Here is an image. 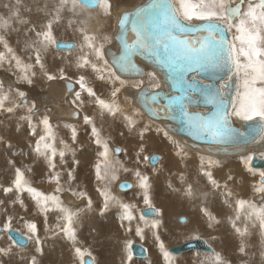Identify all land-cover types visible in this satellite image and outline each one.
<instances>
[{"label":"snow or ice","instance_id":"obj_1","mask_svg":"<svg viewBox=\"0 0 264 264\" xmlns=\"http://www.w3.org/2000/svg\"><path fill=\"white\" fill-rule=\"evenodd\" d=\"M21 0H16L15 6L5 4L8 15H0V68H4L15 77L14 84H33V78L42 75L47 81L62 80L71 81L67 85L72 94L70 103L79 115V109L85 103L84 94H87L88 102L94 103L101 114L111 115L115 118L121 115L125 126L135 130V117L139 115L140 109L133 108L131 114L123 112L118 102V94L122 88L129 85L137 89L136 99L145 109L149 119L156 120H178L187 129L188 136L194 141H202L204 150L209 153L206 158L200 157L201 167L199 174L206 178L208 184L215 189L221 188L220 183L214 178L212 168L219 166L220 161L212 159L215 155L243 152L249 144H256L264 141V0H150L145 7L133 12H124L117 21V34L115 39L119 45V52L114 53L106 49L105 45L112 42L113 37L109 35L98 36L88 33L83 27H75L73 30L80 34V44H61L54 35V25L61 23L64 13L70 14L68 26L73 27L77 21L73 18L81 16L83 11L99 6L104 15H111L112 7L109 0H56L49 10L46 21L37 26L30 20L24 18L20 11ZM47 7V6H46ZM80 24L83 21H79ZM13 24L30 25L25 28V34L29 36L24 42L22 51L27 53V59L19 55L16 49L10 44L7 33L19 31ZM129 34L132 39L129 40ZM79 47L75 59L70 61L78 76L68 75L65 67H59L53 72L46 63L45 55L50 48L68 49L71 51ZM152 59L153 62L167 69L169 79L173 80L174 87L171 94L161 97L155 89L161 87L155 81V73L149 72L147 76L152 81L153 91L149 92L142 85L143 80L135 79L144 75L142 69L135 63V57ZM90 68L96 74V78L106 80L112 85L110 100H105L97 95L94 88L88 83V78L82 74V70ZM193 75L189 78V74ZM205 76L213 83H206L198 80V77ZM78 85V89L74 87ZM202 96L204 102L212 106L210 112H190L189 107L197 101L193 96ZM129 101L131 95L127 96ZM160 99L165 103L159 108L152 107L158 104ZM0 112L15 115L18 112L23 114L19 120L26 122L30 135L36 137L33 153L42 157L47 164V181L56 185L54 193L45 195L32 186V181L26 172L32 169L27 167H15L14 174L8 186H0L5 198L14 194L12 203H19L24 207L20 194L27 192L41 214L52 210L58 212V222L53 226V234H62L73 246L75 260L78 264H94V257L88 248L76 246V224L78 222L80 209L65 207L61 200L60 193L65 191L64 184L68 185L67 191L73 196L87 199V206L90 208L92 201L84 191H76L71 187L75 180V165L78 160H73V167L66 170V181L63 175L57 171L56 157L64 163L65 151L69 145L63 139L59 140L60 148H57V138L50 117L45 111L38 116L37 103L33 100L29 103L27 93L13 85L5 88L0 81ZM38 116V119L34 118ZM239 121L243 127L233 126V121ZM83 121L91 126V139L97 145V159L94 167L95 180L100 187L97 188L99 195L103 198V212L110 205H117L121 210V220L132 221L134 219L133 209L135 204L123 203L112 194L110 185L118 179V174L123 171L130 172L124 163L116 158L121 150L112 149L107 138L103 137L101 129L97 128L92 117L85 114ZM71 131V140L76 143L77 131L75 126L66 125ZM148 126L145 125L147 130ZM140 132V139L143 140V131ZM170 127L159 128L158 131L173 143L180 154L183 148L179 141H174L169 136ZM195 147L196 145H191ZM144 151V145L136 154V163L139 164L140 153ZM155 156H143V161L152 163L158 161ZM240 162L248 171H255L250 167L253 160L251 154L239 157ZM11 163V162H10ZM132 174L138 178L139 187L143 190V203L148 214L158 215L160 210L155 208L149 195V177L143 174L139 168ZM181 183L185 182L183 174L179 176ZM232 179L231 176L228 177ZM128 185H121L126 187ZM225 203L231 206L229 198L232 193L225 183ZM254 193L260 195L261 203L258 205L252 200L237 199L234 204L235 218L229 217V221L236 233L244 236L248 232L245 227L241 230L236 221L243 218L245 221H252L255 227L258 222L262 245H264V171L259 172V180L253 188ZM183 195L189 199L194 198L195 192L191 184L183 189ZM5 200L0 199V204ZM200 211L210 220L211 216L205 207ZM13 217L7 215L4 219L0 233L16 231L13 228ZM145 227L155 229L159 221L153 220L149 225L144 215L140 216ZM183 222V221H182ZM218 222V221H217ZM25 233L22 237L34 243V254L27 260L26 264H39L38 256L42 255V241L38 235L37 223L31 220L24 221ZM212 227V224H209ZM45 231H50L45 215ZM136 236L144 239V230L136 229ZM161 255L168 264L170 252L165 248L160 237L153 232ZM194 239H199L195 236ZM22 238L18 243L23 244ZM124 251L127 259H132V241H128ZM12 252V247H0V255L7 256ZM241 254L245 253V245L239 247ZM264 257V251L261 252ZM85 257H93L86 260ZM202 264H230L220 252L213 251ZM246 264V262H242Z\"/></svg>","mask_w":264,"mask_h":264},{"label":"rangeland","instance_id":"obj_2","mask_svg":"<svg viewBox=\"0 0 264 264\" xmlns=\"http://www.w3.org/2000/svg\"><path fill=\"white\" fill-rule=\"evenodd\" d=\"M41 2L44 3L46 2V0H41ZM4 3L2 2L0 4H3L2 6L4 7ZM113 18L114 15H109V25L112 24ZM32 24L39 26L43 23L35 22ZM25 26L29 27L30 25ZM22 27L23 25L19 24L18 26H16L19 31L14 32H23L25 35V28ZM79 27H81V25H79ZM54 31L58 32L59 29H54ZM58 36H55L58 42H74L75 44L78 43L76 38L80 37L72 33H68L65 38L61 36L60 32L58 33ZM111 37H113V33L111 34ZM113 43L114 41L111 42V45ZM76 49L77 48L72 49L71 51H58L55 48H50L49 50L52 52V55L58 57L64 54L73 56V52ZM16 51H18L17 53L23 58L27 59V53L21 54L19 53L20 50ZM53 53H56L58 55H55ZM74 59L75 57L68 59L61 58L59 61H57L60 66L62 65L67 69L68 75L73 77V80L78 76V74H81L78 73L75 68L70 66V61ZM48 66L53 72H55L60 67L58 66L57 68V66L54 67L50 64H48ZM1 72L7 74H1ZM149 72L151 71L148 70L147 73ZM82 74L84 73L82 72ZM147 78L148 76L146 75V77L144 78V83ZM43 79L46 80L45 77H43ZM131 80L132 79H129V81ZM0 81L4 83L5 88H7L10 84L14 87L18 85L24 91H27L29 93H31L33 89L36 92L41 93L45 91L44 88L47 85V83L45 84V86L28 85L26 83L14 84L15 77L12 76L9 72H7L4 68L0 69ZM88 83L90 84V80H88ZM75 86L76 89H78L79 86L74 85V87ZM128 86L122 88L120 94H118V102L121 106L124 107V109H127L126 113L131 114V110L133 108H140L138 105L132 102V99L130 101L126 99V97L129 96L126 92V88ZM150 89L153 90L152 88ZM29 95L30 94L27 93V99L29 103H31L33 99L28 98ZM32 95L35 96L33 93ZM99 95H101V98L103 97L102 93L98 94V96ZM49 106L50 105H41L38 108V114L43 113L47 109H50ZM94 106V103L85 100L84 105L79 110H81L84 115L87 114L92 117L97 128H105V132L104 134H102L103 137L107 138L110 148L120 147L119 149L121 151L116 154V158L119 159L122 163L125 164L128 169L131 170L128 173L121 171L118 174V179L112 182V184L110 185L111 192L123 203L135 204L136 208L133 209L134 219L132 221L121 220V210L117 205L114 204L110 205L103 212L101 211L104 202L103 198L99 195L97 191V188L100 187V185L95 180L93 167L97 159L98 148L97 145L92 142L90 136V125L88 126L84 123V115H82V119H79L77 121H69L63 118V116L57 112H51V114L48 113L50 117V122L52 123L54 131L56 133L57 148L61 147L59 144V140L63 139L68 143L69 149H71L67 150L68 152L65 153L64 163L60 162L59 156L56 157L57 171H60L62 173L63 180L66 181V170L68 168L73 167L74 159L78 160L79 164L75 165L76 178L73 181L71 187L76 191L86 192L88 197H90L92 201L91 207L89 208L87 206V199L73 196L69 191H67L68 185L66 183L64 184V188L66 190L60 193L61 200L63 201L65 207H71L73 209L81 210L78 222L76 224V246H79L81 248H88L93 254L95 264H165L163 256L161 255V253L155 251L149 239L144 236V239L141 240L140 237L136 236L135 234L137 227L141 228L143 225H145L144 221L140 220V211L146 209V206L144 205L142 199L143 190L139 187L138 178H136L132 174V172L139 168V170L143 174H146L149 177V195L154 207L158 208L160 212L154 217L145 218V221H147V223H152L153 220L160 219L161 223L158 224L156 230L159 232V235H164L163 233H168V235H166L168 236L167 238H162L160 236L161 241H163L165 248L168 250L173 246H177L188 241L194 240V237L181 238L182 236L178 234V229H180L183 226L184 222L186 223L187 221L186 215L191 217L190 224L192 226L195 223L200 224L201 222H204L206 220L207 216H205L200 211L201 207H205L211 214V216H218L221 214V212L212 214L211 209L207 208L208 204L206 198L208 197L210 187L205 185L207 182L206 178L202 177L199 174V166L201 167L200 157L204 156L207 158L208 156L201 153H197L195 152L196 150H191V148L187 147L185 143L177 139L170 132L169 136L173 135L175 138L171 136L172 139L174 141L180 142V145L183 148V152L177 154L178 150L176 146L173 143L164 141L162 142L167 145L162 150H158L155 146L154 148H151V145H155V133L163 134V132L158 131L159 128L163 127L162 124L152 119H147L148 117H146L144 113L140 111L139 115L135 117V130L130 131L125 126V122L122 119V116H116L114 120H111L110 118L104 117V115L101 114L99 110L94 109ZM200 110L201 109H199V111ZM9 115L10 114L0 112V136L7 132L9 135H13L15 133L20 137L18 140H16L14 136H11L9 140L8 138L6 140L5 136L0 139V186L6 187L10 184L15 167H27L32 169L31 172H26V175H28L31 179L33 187L37 188L45 195L52 192L54 193L53 190L55 189L56 185L47 181L48 169L45 160L42 157L35 156L32 151L33 147L35 146L36 137L30 135L29 128L26 122H23V124L20 125L8 124L6 125V127L8 128L6 130L4 122L8 120ZM66 125L75 126L77 131L76 143L72 142L70 128L66 127ZM145 125L148 126L147 130H144ZM141 130H144L143 140L140 139ZM152 137L154 138V141H152ZM141 144L144 145V151L140 153L141 162L137 164L136 154L139 151ZM263 151L260 150L256 153L246 151L244 153H238L239 155L232 154L231 156L234 157L227 156L229 158L224 157L219 159L220 161L222 160L221 163H223L226 161L238 160L240 156H246L249 154H251L252 156H256L260 159H264ZM152 154H157L160 156V161L157 163L159 164L158 166L156 164L153 167L150 166L147 162L143 161V156H151ZM28 155V161L22 164V162L27 158ZM189 158L193 159L191 166H187L185 164V160ZM215 158L218 157H212V159L216 160ZM61 164H64V167ZM225 164L228 163H223V165L219 164V166H214L211 169L213 176L216 180L220 176H217V174L214 172V169L220 168L221 170H227V168L224 167ZM240 164V167H244L247 170V168L241 162ZM170 169L174 170L175 173L173 174ZM253 170L255 171V175L253 174V172L247 170L249 174H247L246 182L250 181V183H248L247 185H242L240 183L238 184L239 186H242V196L246 197L247 195H250V200L251 196L253 197L256 195V193L254 194L253 188L255 183L259 180L258 174L260 171H264V169ZM228 172L230 171L227 170L223 176V182L224 184H227V187L230 183V180L228 179L230 175L228 174ZM181 174L184 175L185 182H194V184H191L190 182L188 183L193 186V190L195 192L196 197L189 199L181 194L183 192V188L182 186H179L176 183V180L174 179V177H179ZM247 178L249 181L247 180ZM123 181H132L135 184V187L128 191L119 193V191H117L116 189V185L117 182L119 183ZM199 184L201 185L200 187ZM40 185H43L46 190H41ZM49 188H51L52 190ZM64 192H67L70 197L72 195V201L68 202V198L65 197L66 194H63ZM0 199L5 200L4 204H0V227H2L4 219L7 215H10L14 218L13 228L16 229V231H18L21 235L26 231L24 227L25 220H31L37 223L38 235L40 236L42 241V255L38 256L39 264H78L74 257L72 243L65 239L62 234H53V232L55 231L53 226L58 222V212L56 210H52L46 214H41L37 209L35 202L31 199L27 192L20 194V199L23 201L24 207H21L19 203H12V201L15 199L14 194H9V197L5 198L2 191H0ZM164 210H169V213L165 212ZM45 215L47 216V224L50 229V231L48 232L45 231ZM179 218H184L185 221L183 219V222H180ZM249 225L251 226V224ZM209 236L213 240L209 239L208 237H200L199 239L204 240L212 248L213 251H216L215 244L212 243V241L217 239L218 236L213 233ZM128 241H132V244L135 243L144 246L149 251V255H147V257L143 259L132 257L131 260H128L127 253L124 251ZM235 242L239 243L240 241L237 240ZM97 244L99 246H95ZM9 246L12 247V252L7 256L0 255V264H26L27 260L30 259L31 255L34 254L33 241L28 240L26 247H18L13 244V242L6 233H0V247ZM235 247L238 246L235 245ZM235 249L236 248H233L232 252H234ZM249 253H254L258 255V253L254 250L253 252L249 251ZM210 254L211 253L207 252L189 251L181 255L175 256L170 253V260L168 261V264H175L174 262H176V264H202V261H204L206 257H208ZM227 256L228 254L224 252L223 257L226 261L228 260ZM93 257L88 258H90L91 260ZM234 259L235 263L233 262L232 264H242V262H245V259H242V257L238 260L237 254H235ZM256 264H264V257L261 256L260 259L256 262Z\"/></svg>","mask_w":264,"mask_h":264},{"label":"bare ground","instance_id":"obj_3","mask_svg":"<svg viewBox=\"0 0 264 264\" xmlns=\"http://www.w3.org/2000/svg\"><path fill=\"white\" fill-rule=\"evenodd\" d=\"M143 1L144 0H109V2L112 5L110 12H111V15H114V18L112 20L111 25H109V23H110L109 15H104L102 13L101 9L99 8V6L97 8H94V9H88L86 11H83L81 16L73 18L77 21V24H74L73 27L68 26V18L70 17V14L64 13L63 15H64L65 19H63L60 24L54 25L55 30L59 29L58 32L54 31V34L57 37L58 33L60 32L61 36L65 37V38H66L68 33H72L76 36H80V34L76 31H74L73 29L75 27L81 25V27L83 26L84 29L86 31H88V33L96 34L98 36L109 35L110 37H111V34L113 33V36H114V34L116 33L115 32V30H116L115 24L117 23L116 20L118 21V19L120 18L122 13L129 12V11L133 10L135 7H137ZM2 2L3 3L6 2V3H4V5L9 4L10 6H15V4H16V0H1L0 3H2ZM54 2H56V0H46V2H44V3H42L41 0H22V3L20 5L21 15L24 18L30 20L31 23H35V22L36 23H40V22L44 23L46 21V17L48 15L49 10L53 7ZM2 5L3 4H0V15L7 16L8 10L5 9ZM81 20L83 21L82 24L79 23V21H81ZM18 25L19 24H13V27L16 28V26H18ZM116 26H117V24H116ZM23 27L26 28L25 25H23ZM114 27H115V30H114ZM19 33H20V35H19ZM19 33L14 32V31H9L6 35H7V38L9 40L10 44L16 50H20L19 53L25 54L26 52L22 51V49L24 48L25 40L28 39L29 36H27L26 34L24 35L23 32H19ZM58 37H60V36H58ZM76 40L78 41L77 46H79L80 37L76 38ZM112 41H114V39H112ZM115 46H116V43L114 42L112 45H111V43L106 44L105 48L106 47L114 48ZM0 50H2V47H0ZM78 51H79V47H77V49L73 52L74 53L73 56H70L68 54H64V55H60V56L56 57V56L52 55L51 54L52 52L49 50L45 55L46 63H47V65L50 64V65H53L54 67L57 66V68H58V66H60V65L58 64L57 61H59L61 58H64V59L73 58L76 56ZM53 54L58 55L56 53H53ZM60 67H63V66L61 65ZM144 70H145V77H146L147 71L149 69L146 66H144ZM82 72L87 76L88 80H90V85L96 90L97 95L102 93V96H103L102 98L105 100H108L111 98V96H110V91L112 88L111 84H109L106 80L97 79L96 74L93 73L90 68H88L86 70H82ZM1 74H7V73L1 72ZM155 77H156V81L158 80L157 82H159V79H157V76H155ZM140 80H142V79H140ZM143 81H144V79H143ZM46 83H47V85L45 86ZM69 83H71V81H62V80L61 81H55V80L54 81H47V80H44L43 76L38 73V75L33 78V84L32 85H43V86H45V88H44L45 91L38 93L33 89V91L31 93H29L27 91H25V92L30 94L28 96V98L33 99L37 103V108H39L43 104L46 106L50 105L49 106L50 109L45 110V111H47V114L48 113L51 114V112H57V113L61 114L63 116V118H65L66 120L77 121L79 119H82V115H84V113L81 110H79V115H74V113L77 111V109L74 108L73 105L70 103L71 93L67 89V85ZM144 84H146L148 89L151 90L150 89V88H152L151 87V80L149 77L146 79ZM130 86H131V81L129 83V86L126 88V92L128 95H131L132 102L135 104L134 100H135V94L137 92V89H134ZM15 87L19 88L20 90H23L18 85H16ZM75 88H76V86H75ZM32 93L35 96H33ZM99 96H101V95H99ZM84 99L86 101H88V97H87L86 93L84 94ZM94 109L99 110L96 105L94 106ZM121 109L123 112L127 111V109L126 108L124 109L123 106H121ZM45 111L43 113H39L38 116L44 114ZM200 111H202V109ZM22 114H23L22 112H18L15 115H9L8 120L6 119L7 121L4 122L5 127L8 124H10V125L23 124V121L19 120V116ZM103 115H104V117L110 118L111 120H114L116 118V117L113 118L111 115H107V114H103ZM38 116L36 118H34V123H35V120L38 119ZM117 116L121 117V115H117ZM147 119H149V118H147ZM233 124H235V126L241 127L239 124V121L234 120ZM7 129L8 128L6 127V130ZM90 129H91V126H90ZM99 129H101L102 134H104L105 128L100 127ZM171 134H173V133H171ZM173 135L177 139L180 140V138H181L180 136H177L175 134H173ZM173 135H171V136H173ZM3 136H5L6 140H7V138L11 137V135H9L7 132L4 133L3 135H1L0 139ZM155 136H156L155 145H151V148H154V146H155L158 150H162L167 145V144H164L162 141L169 142V140L162 133H155ZM152 141H154L153 137H152ZM113 148L114 147H112V149ZM191 150H193V149H191ZM198 150L195 152L209 156V154H207V152L204 151L202 149V147ZM258 151H260V150H256V148H255V150H250L249 152L256 153ZM261 151H263V150H261ZM67 152L68 151L66 150L65 153H67ZM28 157H29V155L22 162V164H24L28 161ZM212 157L214 158V156H212ZM230 157H234V156H230ZM222 158H224V157H222ZM225 158H229V157L226 156ZM215 159L220 161L219 158H215ZM192 160L193 159H190V158L185 160V164L187 166H191ZM221 162H222V160L220 161L221 165H223V163H228V164H225L224 167L230 171V172H228V174L232 177V179L230 180V183L227 187L228 190H230L232 193V196L229 198V200L231 201V206L229 204L225 203V197L223 195V193H224V187L223 186L225 185L223 182V176L227 170H221L220 168H215L214 172L217 174V176L218 175L220 176L217 179V181L220 183L221 188L219 190H217L212 185L208 184V182H206L205 185L210 187V191L208 192V197L206 198V201L208 204L207 208L211 209L212 214L217 213V212H221V214L218 216H213V217H215L214 220H210L209 217H206V220L204 222H201L200 224L195 223L192 226H189L190 222H191V217L186 215L187 221H186V223L184 222L183 226L181 227L182 229L181 228L178 229V234L182 236L181 238L195 237L198 235L199 238L200 237H203V238L208 237L209 239H211V237L209 236L210 234H212V233L216 234L218 236V238L215 239L214 241H212V243L215 244L216 252H220L222 254V256H223L224 252H226L228 254V256H227L228 260L227 261L230 262V264H232L235 261V259H236V258L234 259L235 254L238 255V260L242 257V259H245V262L247 264H256V262L261 257V252L264 251V245H262V237L260 235L258 222H257V225L255 227H253L252 225L250 226L249 224H251L252 221H245L243 218V215H242L241 219L239 221H236V224L238 227L241 228V230H243L245 227H247L248 232L244 236H240L239 234L236 233L235 229L232 227L231 222L229 221L230 216L233 219L235 218V212H234L235 201L237 199L250 200V195L249 196L247 195L246 197L242 196V194H241L242 186L238 185L239 183L242 185H247L248 183H250L248 178H247V180L249 182H246V177H247V174H249V173L244 167H240L241 166L240 159L226 161L223 163H221ZM232 162H236V163H232ZM61 165L64 167V164H61ZM158 165L159 164H157V166ZM170 170L173 172V174L175 173L174 170H172V169H170ZM258 170H260V169H258ZM239 178H240V180H239ZM174 179L176 180V183L179 186H182L183 189L186 188V186L188 184L187 182L181 183L178 176L174 177ZM123 184L128 185L127 189H124L121 187V185H123ZM191 184H194V182L193 183L191 182ZM200 186L201 185L199 184V187ZM133 187H135V184L132 181H127V182L123 181V182H119V183L117 182V185H116V189H117V191H119V193L128 191V190L132 189ZM40 188H41V190L45 189L43 185H40ZM49 189H51V188H49ZM63 194H66L65 197L68 198V202L72 201L71 200L72 195L70 197V195H68L67 192H64ZM181 194L183 195V192ZM194 197H196V196H194ZM252 198L253 197L251 196V200H252ZM253 201L255 203H260V201H261L260 195L256 194V196L253 198ZM164 211L169 213V210H164ZM197 218H199V217H197ZM179 220H180V218H179ZM158 221H159V223H161L160 219ZM184 221H185V219H184ZM210 223L212 224V227H209ZM148 224L150 225L151 223H148ZM141 228L144 230V236H146L149 239V241H150L152 247L155 249V251L160 253V250L157 246V242L155 240V236L153 235V232H155L156 235H158L159 237L161 236L162 238H165V237L167 238L168 236H166V235H168V233H163L164 235H162V234L159 235V232L156 230L157 227L155 229H151V228L145 227V225H143ZM125 232H126V230H125ZM211 240H213V239H211ZM237 240H239L240 242L239 243L235 242ZM234 242H235V244H234ZM241 243H243L245 245V253L246 254H241L239 252V247L241 246ZM235 245H237L238 247H235ZM95 246H99V245L97 244ZM24 247H26V246H24ZM233 248H236L235 251L238 253H236L235 251L232 252ZM253 250L255 252H257L258 255L254 254V253L253 254L249 253V251L253 252ZM148 253H149V251H148ZM170 263H172V262H170ZM174 263L176 264V262H174Z\"/></svg>","mask_w":264,"mask_h":264},{"label":"water","instance_id":"obj_4","mask_svg":"<svg viewBox=\"0 0 264 264\" xmlns=\"http://www.w3.org/2000/svg\"><path fill=\"white\" fill-rule=\"evenodd\" d=\"M148 3H150V0H144L141 4H139L137 7H135L133 10H131L129 12H133L134 10H137V9H139L141 7H145ZM97 7L98 6H96L94 8H97ZM94 8H90V9H94ZM115 32L116 33L114 34L113 39H114V42L116 43V46L114 48L106 47V49H111L112 52L118 53L119 52V45H118V43H117V41L115 39V36L117 34V26H116ZM131 39H132L131 34H129V40H131ZM59 43H61V44H73L74 42L60 41ZM55 49L58 50V51H69L68 49H63V48H61V49L55 48ZM135 63L138 65V67L140 69H142V71L144 73V75L137 76L135 78L142 79V80L145 78L144 66H146L151 72L155 73V75L157 76V79H159V83L161 85V87L159 89H155L154 91L158 92L161 97H164V96L172 93L175 82L173 80L169 79L167 69H164V68L156 65L153 62L152 59H144V58H141L139 56L135 57ZM121 75H122V78L133 79L131 77H124L123 74H121ZM192 75L193 74L190 73L189 74V78ZM198 80H204L206 83H213L212 80L208 79L205 76L198 77ZM142 86L146 90H148L149 92L153 91V90H149L147 85L144 84V83H143ZM67 89H68V87H67ZM137 92H138V90H137ZM193 99H195L197 101V103L195 105H192V106L189 107V111L190 112H196V111H199V109H202V111H200V112H210L212 110V106L206 104L204 102V99H203L202 96H199L198 94H196V95L193 96ZM134 102H135L136 105L139 106V108L144 113V115L146 117H148V115L146 114L145 109L141 106V103H139L137 101L136 94H135ZM164 103H165V101L163 99H160L158 104H152L151 106L159 108ZM152 120L161 123L163 128L170 127V129H171L170 132L175 134V135H177V136H180L181 137L180 140L182 142L184 141L183 143H185L187 147H189V148H191L193 150H196V151L202 147V149L204 150L203 142L202 141H194L192 139V137L188 136L186 127L180 121L175 120V119L171 120V121H168V120H156V119H152ZM239 124H240L241 127L235 126V124H233V126L236 127V128H240L243 131L244 129H243V127H242L240 122H239ZM193 144H195L196 146L192 147L191 145H193ZM255 148H256V150H264V141H258L256 144L247 145L244 148L243 152H246L248 150L249 151L250 150H255ZM114 149H117V148H114ZM228 151H229L230 154H227V155H215L214 157L222 158V157H226V156H231L232 154H238L236 152H233V150L231 148H229ZM243 152H239V153H243ZM207 154H209V153L207 152ZM151 156H155V157L159 158L158 161L155 162V165H156L160 161V156L157 155V154H152ZM148 164L150 166H153L152 163H148ZM250 167L253 168V169H264V159H260V158H258L256 156H253V160L250 163ZM123 185H126V184H123ZM123 188L127 189V186L123 187ZM140 214L144 215L145 218H151V217L156 216V215H153V214H148L146 212V209L141 210ZM179 221L182 222L183 218H180ZM6 234L11 239L13 244L18 246V247H24L28 243V240L26 239V237H22V235L18 231H12V232H9V233H6ZM22 238L24 239L25 242L23 244L18 243V241L21 240ZM132 248H133L132 257L139 258V259H143V258L147 257L148 251H147V248H145L144 246L133 243L132 244ZM168 251L172 255H175V256L181 255V254L189 252V251H199V252H207V253H212L213 252L212 248L202 239H194V240L188 241L186 243H183V244H180V245H177V246H173V247L169 248ZM85 259L86 260H90V258H88V257H85Z\"/></svg>","mask_w":264,"mask_h":264},{"label":"crops","instance_id":"obj_5","mask_svg":"<svg viewBox=\"0 0 264 264\" xmlns=\"http://www.w3.org/2000/svg\"><path fill=\"white\" fill-rule=\"evenodd\" d=\"M157 81H158V80H157ZM11 136H14L16 140H18L19 137H20L19 135L15 134V133H14L13 135H11ZM9 139H10V138H8V140H9ZM9 143H11V142H9ZM199 168H200V167H199ZM196 170H197V169H196ZM188 182H190V181H188ZM188 182H187V183H188ZM190 183H191V182H190ZM188 184H189V183H188ZM257 195H258V194H257ZM255 196H256V195H255ZM255 196H253V198H254ZM253 198H252V201H253ZM253 202H254V201H253ZM258 204H260V203H258ZM251 225H252V223H251ZM189 226H191V224H190ZM125 230H126V229H125ZM94 264H95V262H94Z\"/></svg>","mask_w":264,"mask_h":264}]
</instances>
